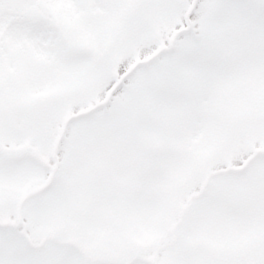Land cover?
<instances>
[{
	"label": "snow or ice",
	"instance_id": "obj_1",
	"mask_svg": "<svg viewBox=\"0 0 264 264\" xmlns=\"http://www.w3.org/2000/svg\"><path fill=\"white\" fill-rule=\"evenodd\" d=\"M0 264H264V0H0Z\"/></svg>",
	"mask_w": 264,
	"mask_h": 264
}]
</instances>
